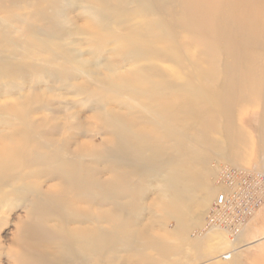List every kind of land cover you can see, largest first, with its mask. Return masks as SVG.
Here are the masks:
<instances>
[{
    "label": "bare ground",
    "instance_id": "6f19581e",
    "mask_svg": "<svg viewBox=\"0 0 264 264\" xmlns=\"http://www.w3.org/2000/svg\"><path fill=\"white\" fill-rule=\"evenodd\" d=\"M176 1L59 0L57 10L40 21L45 24L35 26L36 34L27 37L29 45L41 40L37 48L40 58L35 61L9 37L17 32L13 22H0V100L10 101L0 104V216L21 208L27 219L16 227L21 238L13 236V248L8 246L5 252L0 247V257L5 253L12 259L7 264H67L70 260L80 264H185L181 260L190 261L194 256L198 261H217L235 255L232 249L239 232L231 235L216 215L212 223L206 217L208 232L199 229L218 189L230 191L221 184L215 187L213 171L207 168L210 158H225L213 147L219 145L223 151L229 139L217 143L209 138L212 133L223 135L224 119L216 122L202 117L199 102L208 86L204 84L203 90L200 79L192 84L187 75L193 72L192 77L197 78L195 68L203 64L198 52L210 42L219 45L225 40L228 46L240 38L245 46L264 48V0H206L214 8L211 13L207 9L210 15L201 12L202 4L198 6L196 0L180 3L179 13L171 11ZM77 10L84 15L82 24L74 16ZM155 11L166 13L169 22L159 23ZM183 17L193 22H180ZM233 47L228 46L226 52L236 53ZM174 61L179 62L180 79L166 67L171 62L176 65ZM32 72L38 80L33 86L25 83ZM14 80L21 82L17 85L25 94L16 93ZM228 87L208 91L224 96ZM46 92L51 99L47 110L59 114L51 125L19 106V102L38 100ZM84 95L89 96L88 101L100 95L113 103L103 106L99 101H79L76 110L72 101H65ZM189 101L196 102L189 106ZM218 103L225 118L227 105ZM61 106L72 120L63 138L61 133L68 124H60ZM23 115L28 116L26 122ZM91 122L102 137L98 147L89 140ZM20 126L23 134L16 137L14 131ZM263 156L253 170L236 168L264 176ZM147 184L158 190L152 207L161 212L163 220L177 222L175 233L153 232L150 220L154 218L150 213L145 218L143 207ZM152 207L148 210L153 213ZM243 227L245 224L239 230ZM213 228L226 238L218 236L215 244H209ZM193 230L194 240L189 235Z\"/></svg>",
    "mask_w": 264,
    "mask_h": 264
},
{
    "label": "rangeland",
    "instance_id": "374dc122",
    "mask_svg": "<svg viewBox=\"0 0 264 264\" xmlns=\"http://www.w3.org/2000/svg\"><path fill=\"white\" fill-rule=\"evenodd\" d=\"M58 1L59 0H0V22L2 20H9V21L13 22V23L11 22L13 24V30L17 31L16 32L17 34L15 32H13L12 35L9 34V37L11 36L15 40V42H18L17 45L20 47L21 51L23 53H26L25 55H27L29 58L31 57L34 61L39 60V59H35V58H37V57L40 58L37 55V48L39 47L38 42H40L41 40L37 39L36 43L34 41L33 44L29 45L27 42L28 41L27 37L30 36V33H31V36H34L36 34L35 26H37V25L43 26L45 24L44 22H40V21H44L43 17H47L50 13H52L50 11L54 12L57 10L56 6H58ZM195 2L199 3V5L197 4L198 6H201V4H202V6H201V8H202L201 12L202 13L204 12L203 10H206L205 12H207V9H208V12H210V13L214 10V8L212 7V4H210V2H207L206 0H205V2H204V0H196ZM180 3L185 4V0L176 1L174 3L175 5L174 4L171 5L170 10L174 11V9H175L176 12H178L179 9L182 10ZM196 3H195V5H196ZM208 12H207V14L210 15V13H208ZM42 13H43V15H42ZM156 14L158 17L154 18V19H156L159 23L160 22L161 23H163V22L168 23L169 22L170 18L168 17V15L166 13H164V12L161 13L160 11H155V15ZM160 14L163 16H160ZM207 14H205L206 17H208ZM74 16H75L78 24L83 23L84 15L81 13V11L77 10V12L74 13ZM218 16H220V15H218ZM23 20H25V21H23ZM182 20H184V17L180 19V22ZM188 20H190V17L185 18L184 21L189 24L190 21H188ZM191 21L193 22V19ZM192 22H190V24ZM223 24H225V23H223ZM14 26H15V28H14ZM175 26H176V23H175ZM18 32H21L22 35L19 36L20 34ZM16 36L19 37V40ZM232 41L229 42L230 44L228 43V46H230L232 44L234 45L233 49H235L234 52H236V53L232 52V54H231V52H226L225 49H227L228 46L225 45V43L227 42L225 40L220 41L219 45L214 41V43L217 44V45H215V47L218 46V47H216V50L219 49L217 51L214 50L215 49L214 46H211V45H214V43H212V42H210L209 47H206V48L202 47L199 50L200 52H198V54H199L198 58L203 64L201 67L198 66V69L195 68V71H194L197 74L196 75L197 78L192 77L193 72H192V75H189V74L187 75V76H189V77H187L189 79H191L190 77H192L193 80L188 79V81L192 84L197 83L198 80L200 79L201 80L200 84H201V87L203 90H204V87H206L204 84H206L208 86V87H206V88H208V90L211 88L218 90V88L220 86H226V85L229 86L227 91H226L227 93H225L224 96H223V94H222V96H220L219 94H216L217 95L216 96L215 92H214L215 90L214 91L211 90V92H209L210 90L208 91L207 89H205L204 91H206L205 93L207 94V95L206 94L205 95L207 97L208 96L209 97L207 98L204 95V96H202L203 100H201V102L198 101L199 106L202 108V111H204L202 114V117L207 118V119L210 118V121L212 118H214L216 120V122L218 121V119L220 117L224 119L223 121H221L223 123L224 127L226 128L223 135L220 136L217 133H214V134L212 133L213 135L211 134L209 138H212V140L217 142V143H218V141H221V140L227 141L229 139L227 141L228 143L226 142V144H225L226 147L224 146L223 151L219 148V145H217L216 148L213 147L215 152H222V154H224L223 157H225V158L214 157V158H212V160L210 158V163L209 162L207 163V168L209 170L213 171V174H214L213 185L217 188H219L218 186L220 184L219 179H218L219 174L221 173V171H223V169H235L238 171H242L241 169L253 170V169H255V167H259V165L261 163L262 156L264 155V150H263L264 149V145H263V141H264V129H263L264 128V125H263V123H264V116H263V114H264L263 113L264 112V109H263L264 103L262 105V101H264V95H263L264 91L262 93V90L264 89V84H262L263 83L262 81H264V68H263L264 67V62H263L264 48H255L252 46L250 47L248 45L245 46V43H244L245 41L241 42L240 38L233 39ZM239 41H240V43H239ZM53 43H51V44H53ZM206 45H209V44L206 43ZM235 45H237V47L238 46L239 47L237 48ZM241 46L243 48H241ZM212 47H213V49H212ZM245 48H246V51L245 50L243 51V49H245ZM247 48L250 50H248ZM240 49H242L241 52H240ZM260 49H262L263 51L261 50L262 51L261 52ZM257 50H259V51H257ZM249 51L250 52L252 51V52L249 53ZM214 53H215V55H214ZM240 53H241V55L242 54L246 55L247 58L245 56L239 57ZM244 53H246V54H244ZM34 54H35V56H34ZM250 54H251V58L249 59ZM241 57L242 58L244 57L245 59L244 58L242 59ZM234 59H237V61ZM178 60H179V62H181V60L177 58V61ZM218 60H219V62H218ZM255 60H256V62L254 63ZM260 60L263 62L262 64L259 63ZM206 62H211V63H206ZM239 62L242 64L237 65V63H239ZM252 62H253V64H252ZM178 63L175 62L176 65ZM210 64L212 66H210ZM176 65H174L173 62H171V63H168L166 65V67L169 68V71H170L169 73L175 75L176 78L179 77L177 79H180L181 78L180 76L182 74L179 73L180 69H179L178 65L177 66ZM257 65H260V66L262 65L261 66L262 69H260L259 68L260 66L258 67ZM213 66L215 67V69H217V71H215V69H214V72H213V70H212ZM195 67H197V66H195ZM237 67L239 69L238 74L236 73V72H238ZM254 67H257V68H254ZM175 69H177V70H175ZM259 69H260V71H259ZM188 71H191V70L188 69ZM176 73H179V74L176 75ZM238 75H239V77L237 80ZM248 75H249V77H248ZM202 76H203V80H202ZM255 77H257V78H255ZM205 78L206 79L212 78L211 80L213 82L210 80L211 81V83H210V81L206 80ZM6 79L7 78H4V77L2 78V80H6ZM231 79L233 82L231 81ZM11 80H13V79H11ZM194 80H195V82H194ZM37 81H38L37 77H36L35 73H33V72L31 73V76L29 79H25V83L30 84L31 86L35 85L37 83ZM204 81H205V83H204ZM206 81H207V83H206ZM254 81H256V82H254ZM12 82L14 83V85L21 83V82H17V80H14ZM214 82H216V83H214ZM234 82L237 83L238 86ZM249 82H251V84ZM258 82H259V85H258ZM212 84L216 85V87H214V85H213L214 88L211 87ZM217 84H218V86H217ZM253 86H254V88H253ZM17 87L18 88H16V91H17L16 93H21V94L24 93L22 88H20V86L17 85ZM232 88H234V89H232ZM229 89H230V92H229ZM250 90L252 92H250ZM234 91H235V93H234L235 95L233 94ZM27 94L29 96V95H31V92L29 91ZM87 96L84 95L82 97H75V98L68 97L65 99V101L66 100L72 101V103L75 104V106H76V110H78L80 107H79V104H77V103L79 101H82L83 103H84V101L87 102L88 101ZM214 96H216V97L214 98ZM225 96H226V98L229 97V98H227L228 100H226ZM217 97H218V99H216ZM232 97H235V98L232 99ZM213 99L217 100V103ZM50 100L51 99L49 96V92H46V93L41 94V97L38 100H34L31 98V99L24 100V102L23 101L19 102L20 103L19 106L25 109L26 114H29V115L32 114L31 117H33L34 119H39V118L44 117L47 119L48 123L51 125L53 122H55L57 120V116L59 114H51V112L49 110H47L48 109L47 103H49ZM106 100L107 99H105L104 96L100 97V95H96V96L94 95V96H92V98H90V100L88 102L99 101L103 106H105L107 103H111V104L113 103L111 101L109 102L108 100L107 101ZM218 101H224L225 105H227L226 106V108H227L226 112L227 113L226 112H225L226 114L224 113V115H226L225 118L222 117L220 114L221 110H219L220 108H219ZM6 102L10 104V101H7L5 99L0 100V104L6 103ZM157 102L158 101H156V102L153 101V103H151V104L157 105ZM193 102L195 103L196 101H189L187 103L189 106H190V104H192V106H193V104H194ZM202 103H206V104H202ZM230 103H231V105L229 106L228 104H230ZM203 105L204 106L208 105V106H206L208 108L205 107V109H204ZM214 106H216V107H214ZM228 107L230 108L231 112L228 110L229 109ZM62 108H63V106H61V109L58 108L59 111H61V113L63 115V119L60 122V124H66V125L68 124L67 126H65V128L63 129V131L61 133V135H62L61 137L63 138L64 133L69 128L68 127L69 123L72 122V120L70 119L68 112H66V110H64ZM81 109L84 112L86 111V110H84V108H81ZM210 109L212 111H210ZM261 109L263 111L262 113L260 112ZM204 113H206V115ZM214 113H216V114H214ZM27 117H28L27 115L22 116V118L25 119V122L27 121L26 120ZM20 123H22V122H20ZM91 125L93 126L92 127L93 132L90 133L89 140L93 143L94 146L98 147L102 137H101L100 133L97 132L96 128L94 129V127H96L95 122H91ZM14 133H15L16 137L21 136L23 134L22 126H20V128L18 130L14 131ZM191 133H193V132H191ZM99 135H100V137H99ZM3 138L4 139H2V140L5 143L6 142V136H3ZM228 156H229V158H228ZM236 167H240L241 169H238ZM256 169H258V168H256ZM242 172H245V171H242ZM214 177H215V179H214ZM145 187H146V195L144 196V200H143L144 214L146 215L145 218H149V213H150V215L153 216L154 219L150 220L152 223L153 232L163 233L164 231H166L167 233H171V234L175 233L177 231L176 227H178L177 222L173 219L163 220L161 218V212H159L157 208H154L151 205L152 201L154 200V198L158 192L156 186L151 185V184H147V185H145ZM218 191H219V189H218ZM218 191L215 193V196L211 200L208 211L205 212V215L203 216V220H202L203 223H201V227L199 228L201 231H206V230H207V232L209 231V229L206 228L205 220H206V217L208 216L210 208L212 207L211 205H213V203H214L215 197L221 192V191H219V192ZM148 206L152 207L153 213L148 210ZM262 211H264V208L259 210L258 212H256L252 216V218H250L249 221L244 223L245 227H243L240 230L235 231V232H239V235L236 239V247L232 249V251H234V250L236 251V252L234 251L235 252L234 256L227 257V258H218L217 261H212L211 258H206L205 260L198 261L196 259L197 257L194 256V258L191 259L190 261H188L187 259H185V260L183 259V260H181V262L185 263V264H230L231 262L233 264L236 263L240 259L241 249L243 247H245L242 245V240H241L242 236H243L244 232L246 231V229L248 228L251 221L253 219H255L256 217H258ZM5 212L6 213H4L3 215L0 216V218H1L0 219V247H1L2 251L5 250V252H6V250L9 247L13 248V243H12L13 236H16L15 238H21V232L17 234L16 227L17 226H20V227L23 226V224H25L27 219H26L25 211L22 210L21 208L9 210V211L7 210ZM195 230L191 231L189 234L190 237L192 238V240H194V238H195L194 233H193ZM211 230H213L214 233L209 234L212 237L211 243H209V244H215L217 242V239H215V238H217L218 236L219 237L221 236V238H223V239L226 238L225 235H223L225 233H222V231H216V230H218L217 228H213ZM219 230H221V229H219ZM207 246H208V244L205 245V250L208 251ZM223 254H226V253H223ZM177 259L178 258H175V260H177ZM8 260L10 261V263H12L11 262L12 259H9L6 256V254L4 253V255L0 257V264H7ZM81 262H83V261H81ZM67 264H80V261L76 262V260L75 261L70 260L69 263L67 262Z\"/></svg>",
    "mask_w": 264,
    "mask_h": 264
},
{
    "label": "built area",
    "instance_id": "2783aa9c",
    "mask_svg": "<svg viewBox=\"0 0 264 264\" xmlns=\"http://www.w3.org/2000/svg\"><path fill=\"white\" fill-rule=\"evenodd\" d=\"M219 183L230 191L217 195L207 219L212 223L216 215L217 221L232 235L253 212L264 206V176L226 169L221 173Z\"/></svg>",
    "mask_w": 264,
    "mask_h": 264
},
{
    "label": "crops",
    "instance_id": "0c3cea01",
    "mask_svg": "<svg viewBox=\"0 0 264 264\" xmlns=\"http://www.w3.org/2000/svg\"><path fill=\"white\" fill-rule=\"evenodd\" d=\"M241 240L245 247L234 264H264V211L251 221Z\"/></svg>",
    "mask_w": 264,
    "mask_h": 264
}]
</instances>
